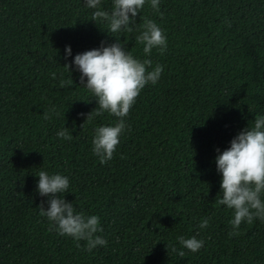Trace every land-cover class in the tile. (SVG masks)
Listing matches in <instances>:
<instances>
[{
	"label": "trees",
	"instance_id": "16d2710c",
	"mask_svg": "<svg viewBox=\"0 0 264 264\" xmlns=\"http://www.w3.org/2000/svg\"><path fill=\"white\" fill-rule=\"evenodd\" d=\"M101 8L111 12L113 0ZM93 11L86 0H0V264H264V221L243 222L230 237L234 211L215 202L216 157L264 117V0H160L159 12L146 0L133 31L118 33L91 21ZM144 18L163 30L164 55L154 48L145 56L136 42ZM117 40L134 58L151 59L148 71H163L141 91L102 164L95 129L118 118L106 112L86 122L98 102L73 60ZM61 79L72 84L61 88ZM65 128L70 141L57 136ZM41 170L68 177L58 195L100 218L107 246L89 252L85 240L49 230ZM179 236L204 246L192 253Z\"/></svg>",
	"mask_w": 264,
	"mask_h": 264
},
{
	"label": "clouds",
	"instance_id": "9594fccd",
	"mask_svg": "<svg viewBox=\"0 0 264 264\" xmlns=\"http://www.w3.org/2000/svg\"><path fill=\"white\" fill-rule=\"evenodd\" d=\"M101 2L102 0H86L87 7L95 9L91 21L107 22V31L118 33L121 30L133 31L130 25L140 14L146 0H113L111 12L103 10ZM159 4L160 0H150V6L157 12ZM142 28L143 31L136 36V42L143 45L145 56H150L154 48L159 50L160 55H164L167 39L163 30L147 18H144ZM66 53L71 56L70 46L67 47ZM73 63L81 73L80 83L94 94L98 102V107L87 115L86 122L106 112L118 118L114 126H99L95 129L92 151L99 157L100 162L105 164L113 159L120 137L127 127L125 118L136 99L147 84L155 85L158 82L163 67L156 65L148 71L152 60L141 61L134 58L124 50L118 40L110 46H104L102 42L99 49L77 54ZM66 66L71 71V65ZM71 84V79L60 81L61 88ZM44 118H49L47 112L44 113ZM57 136L64 140L72 139L67 128L59 131ZM217 152L220 150L217 149ZM216 164L217 171L222 173V182L221 198L215 202L234 211V218L230 220L233 231L229 236L232 237L239 235L243 222L251 224L256 218L264 221V201L261 198L264 195V117L257 116L251 126L242 130L231 141V146L216 157ZM37 176L39 195L49 197V207L45 209L43 204L40 206V215L48 219L49 230L56 231L60 236L72 237L76 241L85 240L86 250L89 252L97 246H107L108 241L97 235L104 231L100 226V218L96 215L85 217L76 213L73 203L58 195L69 189L68 177L49 175L44 170L39 171ZM208 225V219H204L200 227L207 228ZM177 240L182 248L192 253L198 252L204 246V241L195 237L185 239L179 236ZM173 251L177 250L174 248ZM178 255L184 257L185 252L180 250Z\"/></svg>",
	"mask_w": 264,
	"mask_h": 264
}]
</instances>
